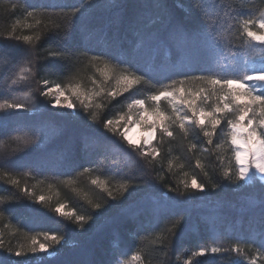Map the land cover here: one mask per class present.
Here are the masks:
<instances>
[{
	"label": "snow or ice",
	"instance_id": "obj_1",
	"mask_svg": "<svg viewBox=\"0 0 264 264\" xmlns=\"http://www.w3.org/2000/svg\"><path fill=\"white\" fill-rule=\"evenodd\" d=\"M8 4L4 14L14 22L0 32V48L14 41L8 47L15 54L0 55L8 56L3 79L10 81L0 92V130L14 129L9 141L16 147L0 156V183L7 185L0 194V221L8 220L4 228L22 242H6L0 229V264L56 259L72 246L69 225L83 233L113 212L131 226L133 238L159 231L161 239L166 232L171 244L183 232L189 209L225 188L256 187L262 195L244 209L248 239L230 245L213 240L192 255H234L233 264L264 261V0H140L127 21L136 38L131 47L106 38L107 25L90 27L95 13L124 7L120 0H83L71 10L37 0ZM51 39L56 46L45 48L41 42ZM36 78L42 99L13 88ZM69 126L78 135L51 146ZM173 147L180 153L173 159L183 160L178 167L193 169L184 179L165 183L163 169L145 179L148 173L141 170L124 175L115 191L110 186L117 173L103 167L108 153L154 167L172 156ZM173 167L169 160L167 173ZM22 174L35 183H22ZM80 177L89 181L83 191L75 187ZM46 181L49 190L70 189L79 207L38 194ZM23 201L34 217H59L65 230H34L23 220L13 224L14 206ZM176 209L184 211L175 214ZM208 226L215 233L221 221ZM121 256L102 264H125ZM142 260L141 252L131 255L132 262Z\"/></svg>",
	"mask_w": 264,
	"mask_h": 264
},
{
	"label": "trees",
	"instance_id": "obj_2",
	"mask_svg": "<svg viewBox=\"0 0 264 264\" xmlns=\"http://www.w3.org/2000/svg\"><path fill=\"white\" fill-rule=\"evenodd\" d=\"M37 2H52L56 3L67 10L78 6L83 3V0H37ZM170 3H174V0H169ZM186 2V0H185ZM120 3L124 5L122 8H113L104 12L95 13L90 27L93 29H99L104 25H107L106 38L111 39L113 37L120 39L125 46L131 47L135 42V36L128 31L127 21L131 19L138 11V4L140 0H120ZM8 0H2L0 2V32L5 29H10L11 24L14 22L10 20L5 14L4 9L8 8ZM103 21V24L100 23ZM18 34L22 33V29H17ZM27 34V33H23ZM102 42V41H101ZM4 47L0 48V55L8 53L9 56L14 55V50H10L8 45L15 43L14 41L2 42ZM44 47L51 45L53 48L56 46V40L51 39L41 42ZM43 48L40 50V55H45ZM8 56L4 57V60ZM4 60H0V92L10 84V81L5 83L3 77ZM23 65H21L22 67ZM17 74L19 68L16 70ZM87 75V73H85ZM15 78V77H13ZM48 79H55V76H47ZM85 82H87L85 80ZM41 87L39 78L31 79L27 84L21 83L13 86L17 94L23 95L25 92L31 93L32 99H42L38 96V90ZM6 94V93H4ZM23 116L27 117L28 114L24 113ZM43 118H47L44 116ZM30 121H25V123ZM59 123V122H57ZM9 134L15 135L13 128L6 130H0V156L11 153L12 149L16 147V144L9 141ZM78 135L77 130L69 126L64 130V135L59 141H56L54 145L57 146L63 142L76 137ZM5 141H9L5 143ZM50 146V147H51ZM167 145H165L162 155L167 156ZM98 153L93 154V159ZM180 155L178 150L173 147L172 156H168L162 162L158 160L154 167H149L145 160L129 159L121 155L120 153H108L107 160L103 167L107 172H116L117 175L112 177L111 187L115 191L116 185L120 182L124 175L136 176L141 170L148 173L145 175V179L155 177L157 173L164 170L165 183L172 181L175 183L178 180L184 179V172L192 173L193 169L185 167L180 169L178 166L183 160H175L174 156ZM169 160H172L174 167L172 173H167L166 169ZM115 161V162H114ZM197 172L199 170H196ZM98 174L104 175L103 172L97 170ZM22 183H27L29 186L35 183L30 177L26 175H20ZM199 179L203 180L201 175ZM48 181L37 188V193L41 191L45 195L52 196V203L65 202L69 205H76L79 207L81 201H78L74 193L60 185L54 187L52 190L48 189ZM89 184L87 177H80L75 187L83 191L87 189ZM7 185L0 183V194H3ZM59 192V195H57ZM203 195V194H201ZM262 195L261 189L256 187L247 191H234L231 188H225L224 191L215 194V198H209L207 202L199 204L187 211V221L183 228V232L179 235V239L173 243H169L171 237L166 232L163 233L161 239H157L159 231L156 234L142 235L139 238H133L131 235V226L123 223L119 219L115 218L116 213L109 214L108 217L102 218L94 225L89 226L88 230L81 233L76 229L75 225H69L67 231L72 241L71 247L62 249L59 257L53 260H45L43 264H64L65 261L74 262V264H102L104 261L112 260L114 255L123 253L121 259L125 264H134L131 261V255L136 252L143 254V260L141 264H185L186 260H191L192 264H233L234 255L213 256L208 255L205 257H195L193 252L201 247L207 246L213 242V240H222L225 245L236 243L240 240L248 239L249 232L247 230V215L244 214V209L253 200H259ZM28 201H23L19 205H15V214L11 219L13 224L18 220H23L29 224L34 230H52V231H64L62 223H58L59 217H54L53 213H48L49 217H53L49 220H42L39 217H34L30 212L27 205ZM32 207L40 208V205H32ZM41 211L47 212V209L42 208ZM184 209H176L175 214H180ZM213 220L221 221V226L218 231L213 233L209 229V222ZM8 223V220L0 221V229L5 231V241L16 244L22 242L18 237L11 236L4 225ZM63 223H67L66 221ZM163 223L158 225V229H163ZM258 264H264V261H258Z\"/></svg>",
	"mask_w": 264,
	"mask_h": 264
},
{
	"label": "rangeland",
	"instance_id": "obj_3",
	"mask_svg": "<svg viewBox=\"0 0 264 264\" xmlns=\"http://www.w3.org/2000/svg\"><path fill=\"white\" fill-rule=\"evenodd\" d=\"M8 58H6L5 60H7ZM134 264H141L140 262H134Z\"/></svg>",
	"mask_w": 264,
	"mask_h": 264
}]
</instances>
